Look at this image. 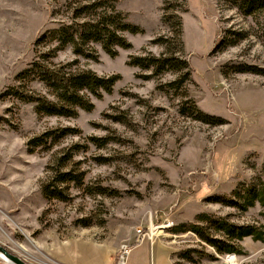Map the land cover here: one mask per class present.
Returning a JSON list of instances; mask_svg holds the SVG:
<instances>
[{"label": "rangeland", "instance_id": "rangeland-1", "mask_svg": "<svg viewBox=\"0 0 264 264\" xmlns=\"http://www.w3.org/2000/svg\"><path fill=\"white\" fill-rule=\"evenodd\" d=\"M70 1L0 0V244L27 264H113L110 256L118 264L124 248V264H158L168 252L176 264H264V240L244 236L239 252L217 253L182 230L189 223L207 226L199 218L205 214L264 229L260 203L241 210L214 201L264 183V76L231 68L264 67V18L244 16L235 0H167L164 23V0H116L142 29L125 33L130 48L112 57L92 44L94 60L67 45L50 59L119 74L113 91L91 97L93 108L74 117L39 116L35 102L12 91L51 96L44 83L18 74L53 44H36L41 34L73 23ZM176 14L182 49L170 26ZM232 30L244 38L217 48L222 36L233 39ZM159 37H172L171 53L193 69L180 89L168 86L178 72L148 77L151 70L127 63L130 56L165 53ZM187 98L223 122L182 114ZM63 128L69 129L64 136L28 145ZM69 170L80 182L57 180ZM48 183L62 187L65 199L46 198L41 187Z\"/></svg>", "mask_w": 264, "mask_h": 264}, {"label": "trees", "instance_id": "trees-1", "mask_svg": "<svg viewBox=\"0 0 264 264\" xmlns=\"http://www.w3.org/2000/svg\"><path fill=\"white\" fill-rule=\"evenodd\" d=\"M167 0L163 1L164 14L162 22L169 20L166 11L169 9ZM71 20L73 23L67 26L53 28L41 34L36 40L53 42L46 52H41L39 60H32L28 67L18 74L28 81L38 80L49 89L50 97L44 95H21L17 90L12 95L22 100L35 102V112L39 116L56 115L74 117L78 109L90 111L93 108L91 97L101 98L104 93L113 91L115 83L120 79L119 74L98 75L91 70L72 69L75 61L66 63H55L50 59L57 52L63 50L67 45L72 47L74 54L90 59H97V53L92 44H99L110 56L118 54V48H130L131 42L125 33L137 34L142 31L137 24L129 22L126 15L116 6V0H74L68 2ZM235 6L244 16H255L261 14L264 18V0H235ZM171 30L182 49L181 41V17L172 15ZM230 39L222 36L216 43L217 48H224L234 44L237 39L245 36L243 31L232 30ZM171 37V38H172ZM170 37H159L156 42L166 46V52L159 56L146 54L130 56L128 65L151 70L148 77L158 76L162 73L172 71L178 72L175 79L168 83L170 88L180 89L189 79L193 69L180 54L171 53ZM236 38V40H235ZM234 72H250L264 76V67L253 64L239 63L231 66ZM186 94V92H185ZM186 96V95H185ZM188 104V105H187ZM180 112L192 116L194 119L205 123L215 124L223 122L220 118L207 115L198 109L195 103L187 98L180 105ZM68 128L58 131H46L42 135L29 140L28 145L44 144L45 138H58L66 135ZM57 180L61 183L75 181L80 182L81 177L72 171H62L57 174ZM42 193L46 198L65 199L62 187L52 183L42 185ZM214 201L245 210L258 202L264 206V183L259 185H248L240 191H234L231 197L216 196ZM200 220L208 223L207 226L198 223H189L183 231L190 230L196 233L204 242L211 245L217 253H237L239 246L237 241L244 236H251L254 240H264V229L260 225L256 227L251 224H235L225 217L210 218L206 214L201 215ZM220 235H214L209 229ZM180 230V231H182Z\"/></svg>", "mask_w": 264, "mask_h": 264}, {"label": "water", "instance_id": "water-1", "mask_svg": "<svg viewBox=\"0 0 264 264\" xmlns=\"http://www.w3.org/2000/svg\"><path fill=\"white\" fill-rule=\"evenodd\" d=\"M0 259L4 260L7 264H27L22 258L12 253L2 244H0Z\"/></svg>", "mask_w": 264, "mask_h": 264}, {"label": "crops", "instance_id": "crops-1", "mask_svg": "<svg viewBox=\"0 0 264 264\" xmlns=\"http://www.w3.org/2000/svg\"><path fill=\"white\" fill-rule=\"evenodd\" d=\"M163 257L161 258V260L158 261V264H176L174 262V260L172 259V257L170 256V253H166L164 255H162ZM109 261L113 264H116L115 263V260L112 256L109 257ZM152 264H157L156 261L152 260Z\"/></svg>", "mask_w": 264, "mask_h": 264}, {"label": "built area", "instance_id": "built-area-1", "mask_svg": "<svg viewBox=\"0 0 264 264\" xmlns=\"http://www.w3.org/2000/svg\"><path fill=\"white\" fill-rule=\"evenodd\" d=\"M137 232L140 233L141 229H137ZM150 236H151V233L149 234L148 237H150ZM122 250H123V252L121 253V255H120V257H119V259L117 261L118 264H124L125 263V255L127 253V249L124 248Z\"/></svg>", "mask_w": 264, "mask_h": 264}, {"label": "bare ground", "instance_id": "bare-ground-1", "mask_svg": "<svg viewBox=\"0 0 264 264\" xmlns=\"http://www.w3.org/2000/svg\"><path fill=\"white\" fill-rule=\"evenodd\" d=\"M6 263V262H5Z\"/></svg>", "mask_w": 264, "mask_h": 264}]
</instances>
